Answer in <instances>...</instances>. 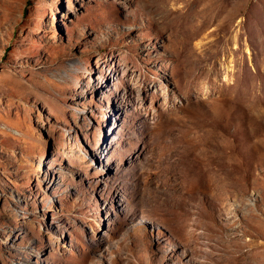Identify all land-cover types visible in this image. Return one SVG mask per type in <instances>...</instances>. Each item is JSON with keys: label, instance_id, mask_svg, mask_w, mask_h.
<instances>
[{"label": "rangeland", "instance_id": "rangeland-1", "mask_svg": "<svg viewBox=\"0 0 264 264\" xmlns=\"http://www.w3.org/2000/svg\"><path fill=\"white\" fill-rule=\"evenodd\" d=\"M0 264H264V0H0Z\"/></svg>", "mask_w": 264, "mask_h": 264}]
</instances>
